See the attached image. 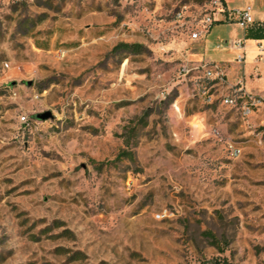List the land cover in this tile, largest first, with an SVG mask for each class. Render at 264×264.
<instances>
[{
	"label": "rangeland",
	"instance_id": "obj_1",
	"mask_svg": "<svg viewBox=\"0 0 264 264\" xmlns=\"http://www.w3.org/2000/svg\"><path fill=\"white\" fill-rule=\"evenodd\" d=\"M206 8L0 0V264H264V109L182 115L232 96L180 98Z\"/></svg>",
	"mask_w": 264,
	"mask_h": 264
},
{
	"label": "crops",
	"instance_id": "obj_2",
	"mask_svg": "<svg viewBox=\"0 0 264 264\" xmlns=\"http://www.w3.org/2000/svg\"><path fill=\"white\" fill-rule=\"evenodd\" d=\"M228 11L252 8L253 23L246 29H240L234 18H226V14L219 16L208 34L197 41H191L188 37L178 40L180 49L174 50V55L180 57L182 64L193 68V72L184 82L177 83L181 93L180 98L188 99L189 89H194L196 80L203 76V66L217 68L222 71L225 79L223 90L238 86L237 93H246L264 98V0H224ZM241 41L243 50L236 49L232 43ZM181 50L183 52H181ZM243 53V61L238 62L237 56ZM199 104L206 105L203 111H192L182 115L186 118L202 119L214 110L224 107L217 98L219 90L214 89L205 96L204 90L198 91ZM217 95H216V94ZM216 95V96H215ZM225 108V107H224ZM263 109V108H262ZM208 110V111H207ZM212 115V114H211ZM203 122L193 128L194 135L199 137L204 133Z\"/></svg>",
	"mask_w": 264,
	"mask_h": 264
},
{
	"label": "built area",
	"instance_id": "obj_3",
	"mask_svg": "<svg viewBox=\"0 0 264 264\" xmlns=\"http://www.w3.org/2000/svg\"><path fill=\"white\" fill-rule=\"evenodd\" d=\"M224 14H226V18H234L236 25L242 30H246L253 23L252 8L250 6L228 11L225 8L224 0H207V8L193 20H186L181 13L176 15V20L180 23L179 26L184 28L185 32H189L188 38L194 42L206 36L211 26L217 22L218 17ZM232 46L243 50L241 41L232 43ZM236 60L242 62L243 53L238 55ZM201 69H203L205 79L225 84L224 74L221 70L206 66H203ZM192 70L194 69L187 67L185 64L182 67V72L185 75ZM229 91L232 93V96L222 97L220 99L221 104L224 107L238 110L243 118L251 117L255 110L264 109V98L262 96H253L244 92L239 93L238 86H236V89L229 88ZM236 91L239 92L237 93ZM213 133L215 136L218 135L215 131Z\"/></svg>",
	"mask_w": 264,
	"mask_h": 264
},
{
	"label": "trees",
	"instance_id": "obj_4",
	"mask_svg": "<svg viewBox=\"0 0 264 264\" xmlns=\"http://www.w3.org/2000/svg\"><path fill=\"white\" fill-rule=\"evenodd\" d=\"M140 46L138 45H129V44H119L115 50H133L138 52L139 51Z\"/></svg>",
	"mask_w": 264,
	"mask_h": 264
},
{
	"label": "water",
	"instance_id": "obj_5",
	"mask_svg": "<svg viewBox=\"0 0 264 264\" xmlns=\"http://www.w3.org/2000/svg\"><path fill=\"white\" fill-rule=\"evenodd\" d=\"M49 117H50V113L49 112H46V113L41 114V115L38 116V118L41 119V120H47Z\"/></svg>",
	"mask_w": 264,
	"mask_h": 264
}]
</instances>
